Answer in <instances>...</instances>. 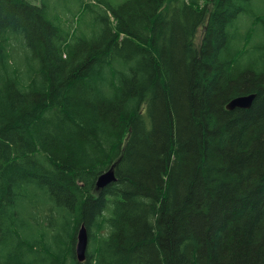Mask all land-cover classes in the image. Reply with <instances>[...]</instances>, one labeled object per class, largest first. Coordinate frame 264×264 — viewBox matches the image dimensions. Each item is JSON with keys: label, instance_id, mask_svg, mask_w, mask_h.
Here are the masks:
<instances>
[{"label": "trees", "instance_id": "16d2710c", "mask_svg": "<svg viewBox=\"0 0 264 264\" xmlns=\"http://www.w3.org/2000/svg\"><path fill=\"white\" fill-rule=\"evenodd\" d=\"M77 1L0 0V264H264V0Z\"/></svg>", "mask_w": 264, "mask_h": 264}, {"label": "water", "instance_id": "95a60500", "mask_svg": "<svg viewBox=\"0 0 264 264\" xmlns=\"http://www.w3.org/2000/svg\"><path fill=\"white\" fill-rule=\"evenodd\" d=\"M256 98L255 94L252 95H244L239 96L231 100L228 105L227 109L230 111L238 110V109H250L253 105V102ZM115 180V174L113 171H108L106 174L102 175L99 179V182L97 183L98 188H103L107 184H110V182H113ZM88 243H89V236L87 234V230L85 226H82V228L79 231L78 234V242L76 247V254L80 262H83L86 258V253L88 249Z\"/></svg>", "mask_w": 264, "mask_h": 264}, {"label": "rangeland", "instance_id": "374dc122", "mask_svg": "<svg viewBox=\"0 0 264 264\" xmlns=\"http://www.w3.org/2000/svg\"><path fill=\"white\" fill-rule=\"evenodd\" d=\"M54 4H52V9L55 10V12H59L60 17L63 19V21H66L67 18L71 19L70 12H76L77 9L81 6L78 3L77 0H53ZM88 2H93V0H87ZM115 1H124V0H115ZM114 166V165H113Z\"/></svg>", "mask_w": 264, "mask_h": 264}, {"label": "bare ground", "instance_id": "6f19581e", "mask_svg": "<svg viewBox=\"0 0 264 264\" xmlns=\"http://www.w3.org/2000/svg\"><path fill=\"white\" fill-rule=\"evenodd\" d=\"M227 104H228V103H227ZM242 110H243V109H242ZM114 170H115V165L112 166V167L108 170V171H113V173L115 174V180H114L113 182H110V184H111V183H116L117 180H118V179H117V176H116V171H114ZM105 174H106V173H105ZM103 175H104V174H103ZM100 177H101V176H100ZM99 179H100V178H99ZM98 182H99V180H98ZM96 184H97V183H96ZM107 185H109V184H107ZM107 185H106V186H107ZM106 186H105V187H106ZM105 187H103V188H105ZM0 237H1V236H0ZM0 242H1V241H0ZM5 242H6V241H5ZM1 243H2V242H1ZM4 245H5V244H4ZM1 247H2V245H1ZM3 247H4V246H3ZM3 247H2V248H3ZM6 247H7V246H6ZM2 248H1V249H2ZM76 255H77V254H76ZM77 258H78V257H77ZM86 258H87V256H86ZM85 260H86V259H85ZM85 260H84V261H85ZM84 261H83V262H84Z\"/></svg>", "mask_w": 264, "mask_h": 264}]
</instances>
